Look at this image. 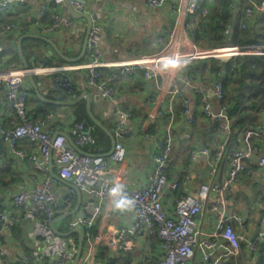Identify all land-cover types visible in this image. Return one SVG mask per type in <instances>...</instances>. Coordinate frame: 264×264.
<instances>
[{"label":"built area","instance_id":"built-area-1","mask_svg":"<svg viewBox=\"0 0 264 264\" xmlns=\"http://www.w3.org/2000/svg\"><path fill=\"white\" fill-rule=\"evenodd\" d=\"M27 1L0 0V20L5 13L15 7L24 6ZM41 1L35 26L39 35L51 36L63 28H72L74 19L68 12H63V0ZM91 1L69 2L76 12L84 13ZM101 1L117 4L135 3L137 0ZM143 5L152 11H162L170 6L174 13L173 27L163 30L167 37L163 48L154 55L140 56L120 63H104L94 33H91L82 65L86 86L100 100H111L115 90L105 79L102 68L118 66L125 77H135L141 73L142 78L146 80L159 81L161 95L163 93L165 98L169 96L164 109L158 105V101H153L154 113L150 116L151 122L165 114L171 119L174 102H177L180 114L189 127L196 125L200 116L211 120L214 130L212 142L190 151L192 161L202 159L205 179L197 186L195 193L188 191L191 185L186 169L182 171V179L173 176L171 180L167 179L174 144L169 124L163 131L162 141L152 154V170L147 184L134 191L126 189L118 180L110 179L112 166L125 160L126 151L122 144L116 141L109 156L89 153L83 155L76 152L63 135H56L54 113L38 118L30 110L29 88L26 85L28 72L23 68L0 63V112H13L17 119L11 130L0 128V140H3L19 158H24V154L16 150L18 142H30L34 150L30 159L40 176V181L31 189L23 190L11 199V205L22 210L20 215L15 216L5 211L2 215L4 224L0 232L4 231L8 237L17 222L28 224L30 227L28 239L32 249L29 254L18 256L19 264H72L77 251L78 239L73 237V234L60 237L49 229L50 222L56 216L73 209L70 198L74 197L70 196L65 210L60 209L64 202L63 195L69 194L71 189L58 184L50 176L47 167L50 156L54 159L56 174L75 186L82 197L94 200L93 215L87 218L70 217L66 224L67 233L80 229L84 235V230L88 231L95 226L105 204L113 206L116 211L132 210L133 221L129 226L111 225L100 230L98 223L94 236L87 232L86 245H83L78 264H95L101 245L108 248L112 257H128L132 264H191L198 251L204 253L209 249L212 251L201 257L202 264H220L222 256L214 254L222 250H226V256H229L234 264H250L254 261L242 257L243 236L239 230L244 229V221L229 208L226 195L243 174L259 175L264 179V122L255 129L236 130L233 119L228 115V107L223 103L225 92L222 82L210 74V77H207L210 90L207 91L202 87L206 77L188 74L184 69L188 64L203 59L228 62L240 56H264V44L236 45L232 40L233 29L225 27L221 33L224 37L221 46L206 48L196 45L194 37L203 34L209 15L206 0H143ZM50 7L54 8L55 13L49 24H44V17ZM230 8L237 15V26L240 30L252 25L257 26L258 21L264 18V0H233ZM24 27L22 24H7L0 26V33H17ZM1 51L0 46V53ZM44 66L42 64L34 67L31 70L32 75L47 69ZM51 71L61 74L58 87L66 98L81 94L72 84L69 75L72 68L52 67L49 69V72ZM182 73L183 84L188 88L190 95L182 96L177 84ZM212 100L218 102L216 110ZM116 115L115 138L130 135L127 126L130 114L118 108ZM262 115L264 117V110ZM65 133L82 150L95 145V139L84 123H73ZM253 156H257V162L252 160ZM181 181L184 193L177 197L174 194ZM166 193H171V212L165 208L169 202ZM128 200L134 202L131 208L125 205ZM27 204H30V207L27 208ZM207 214L214 216L216 223L213 232L205 237L199 221ZM57 230L61 232L60 229ZM218 239L222 243L213 241ZM261 241H264V226L258 231L255 239L247 244L249 251L255 252L256 244ZM0 264H6L2 245Z\"/></svg>","mask_w":264,"mask_h":264},{"label":"crops","instance_id":"crops-1","mask_svg":"<svg viewBox=\"0 0 264 264\" xmlns=\"http://www.w3.org/2000/svg\"><path fill=\"white\" fill-rule=\"evenodd\" d=\"M41 4V0H28L24 6L15 7L1 17L0 25L17 23L25 27L17 33H0V46L2 47L0 62L9 67L23 68V63L17 51L18 42L23 37L20 45L21 51L30 68L33 69L42 64L47 68L40 74L33 75V81L41 98L37 97L28 76L26 77V85L29 88L28 106L32 111L47 110L48 108L45 105L53 107L55 131L57 133L67 132L68 128L75 123L73 115L75 105L58 106L51 102L58 99L61 101L75 100L79 95L73 98H66L63 95L58 87L61 74L49 72L52 67L72 68V71L69 72L72 84L81 91V94L86 92L89 95L95 118L111 132L114 138V124L117 119L116 110L120 108L127 111L131 116L127 123L130 135L115 139L125 148L126 157L123 163L112 166L110 179L118 180L128 190L134 191L142 188L148 182L152 170L151 157L158 143L162 141L165 129L162 124L163 116V118L150 121V116L154 113L153 101H158V105L164 109L169 96L165 98L163 93L161 95L159 81L146 80L142 78L141 73L135 77H125L121 74V69L116 66L102 68L105 79L110 87L115 90V95L111 100H100L86 86L85 72L82 69L83 61L81 63L58 64L54 58L56 54L49 53L52 52L50 45L27 37L41 36L35 27ZM63 12H67L65 7ZM84 13L96 17L93 22L92 33H94L96 45L101 50V58L104 63H120L139 54L150 56L158 53L167 41L163 30L172 28L175 21L170 6L162 11H152L143 5V0H137L135 3L120 2L117 4L92 0L88 3ZM86 30L87 22L84 19H74L70 30L63 28L55 35L42 37L52 41L66 57L74 59L80 54ZM5 50L6 53H3ZM14 54L17 55L16 59ZM193 74H198V71H194ZM180 75L177 81L180 92L182 96L190 95L188 88L184 86L182 81L183 73ZM203 76L206 79L202 87L208 91L210 88L207 77H210V75L206 76L205 72ZM211 103L214 110H216L218 102L212 100ZM173 104L174 111L171 119H176V122L171 126L174 144L167 179L171 180L172 176L173 178L182 179V171L186 169L191 185L188 191L195 193L197 186L205 179V168L201 158L194 161L190 159V150L212 142L214 137L213 125L211 120L200 116L196 125L187 126L180 114L177 102ZM251 116L256 117L255 114ZM261 117L258 116V121L263 123L264 117ZM16 122L17 119L13 112H0V128L2 130H11ZM16 150L22 151L24 158L15 155L4 142L0 143V199H4L6 203V213L9 212L19 216L22 210L13 207L11 199L21 191L31 189L40 181V176L30 159V154L34 152L30 142L19 141ZM51 163L53 172L56 173L54 159L51 160ZM47 167L49 168V161ZM251 178L263 180L259 175L248 176L243 174L227 192L226 196L229 208L234 210L244 221V229L239 230V233L243 236L241 242L243 259L254 260L250 264H264V250H262L264 249V241L256 244V251L253 253L247 247V244L255 239L258 231L264 226V189L255 186L258 183L252 182ZM183 193L181 181L174 195L178 197ZM165 196L169 201L165 208L171 212L173 209L171 193H166ZM72 200H74V204H71V206L74 208L77 202L76 196L70 198V203H72ZM87 200L88 198L83 196L81 203H86ZM28 207H30V204H27ZM80 209L85 210L84 207H80ZM132 221L131 209L116 211L113 206L105 204L95 225L99 223V229L102 230L111 225L129 226ZM215 223V217L209 214L200 219L199 226L205 237L213 232ZM21 224L23 232L20 233L19 238L23 240V243L10 237L5 238V232H0V235L5 236L3 248L6 264H19L18 256L25 253V249L29 251L32 249L31 243L26 242L30 234V227L28 224ZM213 241L221 242L219 239ZM262 246L263 248H261ZM199 253L200 251L197 252L196 258L191 264H202L201 259L200 261L197 260ZM140 254H142V251ZM216 255L222 256L220 264H234L233 260L226 256V252L223 250L214 254V256Z\"/></svg>","mask_w":264,"mask_h":264},{"label":"trees","instance_id":"trees-1","mask_svg":"<svg viewBox=\"0 0 264 264\" xmlns=\"http://www.w3.org/2000/svg\"><path fill=\"white\" fill-rule=\"evenodd\" d=\"M232 2L233 0H206L209 15L203 28V34H197L194 37V43L196 45H206L204 46L206 48H216L221 46L224 42V37L221 33L225 27L233 29L234 35L232 36V40L236 45L264 44V18L258 21L257 26L252 25L245 30H240L237 26V15H235L230 8ZM54 11L53 7L49 8L48 13L44 17V24H49L55 13ZM34 42L40 43L39 41ZM3 53H6V50L3 51ZM140 56L143 55L139 54L134 56V58ZM14 57L16 59L17 55L14 54ZM54 58L58 64H65V62L57 55H55ZM82 61L84 62V59ZM0 63L3 64L2 62ZM184 70L188 74L198 71V74L202 76L206 72V75H215L222 82L225 92L223 103L228 107V115L233 119V126L236 130L245 131L247 129H255L262 123L263 118L261 116H263L262 111L264 110V56H240L228 62H219L217 59H203L188 64ZM45 106L48 108L47 110H33L36 117L43 118L49 113H54L52 111L54 109L53 107ZM253 114H255L256 117H252L251 115ZM73 115L75 122L87 123L90 135L95 139V145L85 147L83 148V151L89 154L108 153L111 147L110 139L102 130L90 122L83 101L74 106ZM257 115L261 117V122L258 121ZM2 142L3 140L0 141V143ZM208 143L203 144L200 147L206 146ZM3 151L4 150L2 149V152ZM69 220L70 218H67L62 221L64 229H60L61 232L67 233L66 224ZM96 231L97 225L93 226L88 231L84 230V246L87 241L86 233L88 232L90 236H94ZM22 232L23 226L21 222H17L12 227L9 237L15 241L19 240V242L23 243V240H20L19 238V235ZM72 236L78 239L76 234H73ZM4 237L3 234L0 235V245L2 246L5 244L4 240L8 236L6 235V237ZM38 240L43 241L42 238H38ZM26 242L29 244L31 243L28 238ZM261 248H263V246ZM24 252L25 254L30 253L27 249H25ZM95 264H132V261L128 257H112L108 248L101 245L98 248Z\"/></svg>","mask_w":264,"mask_h":264},{"label":"water","instance_id":"water-1","mask_svg":"<svg viewBox=\"0 0 264 264\" xmlns=\"http://www.w3.org/2000/svg\"><path fill=\"white\" fill-rule=\"evenodd\" d=\"M64 1V6L67 10V12L69 13V15L76 20H81L84 19L87 22V30H86V35H85V39L83 42V45L81 47V51L80 54L77 58L71 59L66 57L58 48L56 45L53 44L52 41H50L49 39L42 37V36H27L30 37L32 39H36V40H40L43 41L45 43H47L48 45L51 46L52 48V52L50 51V54H56L62 61H64L65 63H78L80 61L83 60L84 56H85V52L89 43V38L91 33L93 32V22L96 20L95 16H91L87 13H78L76 12L70 5V0H63ZM23 38V37H22ZM22 38H20L18 45H17V51H18V55L23 63V70L28 72V78L29 81L32 84V87L34 89L35 94L37 95L38 98H41V96L39 95V92L37 90V87L33 81V75L31 73V68L30 66L27 64L26 60H25V56L23 55L22 51H21V41ZM84 101L85 102V107H86V113L87 116L90 120V122L96 126L97 128H99L100 130H102L110 139L111 142V149L108 153L105 154V156H109L112 151H113V147L116 143L113 135L111 134V132H109L104 126L103 124L97 120L92 112L91 109V100L89 95L86 92H83L81 95H79L75 100H68V101H61L60 99H58L55 102H51L52 104L58 105V106H74L76 104H78L79 102ZM87 126V123H84ZM56 135H63L68 143L71 145V147L78 153L83 154V155H87V153L85 151H83L82 149L78 148L70 139V137L65 133V132H59ZM51 156L49 157V174L50 176L56 180V182L58 184H62L65 185L66 187L71 189V192L69 194H65L62 197V200L64 201L63 204L60 206L61 210H65L66 209V204L67 201L69 200L70 196H76L77 202L75 207L68 212H65L61 215L56 216L49 224V229L50 231L56 235V236H60V237H68L72 234H76L78 237V245H77V251L73 260L72 264H78L82 251H83V245H84V235L83 232L80 229H75L73 232L67 233V234H63L61 232H59L56 228V224L67 219L70 218L72 216H76L78 218H87V217H91L94 213V200L93 199H88L86 203H81L82 200V195L79 192V190L70 184V182L67 179H62L60 178L56 173L53 172V168H52V163H51ZM252 160L254 162H257V156H253ZM5 206L6 203L4 201V199H0V230L2 229V225L4 224V220L2 219V215L3 212L5 211ZM80 207H84L85 210H79ZM222 243V241H221ZM212 251V249L206 250L204 253H199L198 254V258L197 260L200 261L201 257L203 254H208ZM224 252H226V250H223Z\"/></svg>","mask_w":264,"mask_h":264},{"label":"rangeland","instance_id":"rangeland-1","mask_svg":"<svg viewBox=\"0 0 264 264\" xmlns=\"http://www.w3.org/2000/svg\"><path fill=\"white\" fill-rule=\"evenodd\" d=\"M200 46H202V47H204V46H206V45H200ZM164 117V118H163ZM163 117H161V118H163V126L164 127H166V126H168L169 124L172 126V125H174L175 124V122H176V119H171L170 120V118H169V116L167 115V114H165V115H163ZM252 182L254 181V182H256V183H258V184H255V186H257L258 188H260V189H264V179L263 180H256V179H254V178H251L250 179ZM72 205L74 204V200H72V203H71ZM56 227H57V229H61V230H63L64 229V227H63V225H62V221L61 222H59V223H57L56 224Z\"/></svg>","mask_w":264,"mask_h":264},{"label":"clouds","instance_id":"clouds-1","mask_svg":"<svg viewBox=\"0 0 264 264\" xmlns=\"http://www.w3.org/2000/svg\"><path fill=\"white\" fill-rule=\"evenodd\" d=\"M133 203H134L133 201L128 200V201L125 202V205H126L128 208H131V206H132ZM118 207H121V206H118Z\"/></svg>","mask_w":264,"mask_h":264},{"label":"bare ground","instance_id":"bare-ground-1","mask_svg":"<svg viewBox=\"0 0 264 264\" xmlns=\"http://www.w3.org/2000/svg\"><path fill=\"white\" fill-rule=\"evenodd\" d=\"M144 56V55H143Z\"/></svg>","mask_w":264,"mask_h":264}]
</instances>
